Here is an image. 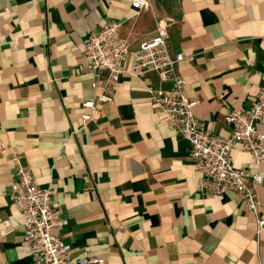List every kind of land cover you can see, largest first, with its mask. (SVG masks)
<instances>
[{"label": "crops", "instance_id": "obj_1", "mask_svg": "<svg viewBox=\"0 0 264 264\" xmlns=\"http://www.w3.org/2000/svg\"><path fill=\"white\" fill-rule=\"evenodd\" d=\"M160 19L170 20V50L186 56L179 69L195 113L228 136L227 113L248 107L264 85V0H151L139 14L131 0H0V264H34L24 214L8 196L13 152L62 207L73 259L264 264L253 212L233 190H198L202 173L187 140L141 78L123 74L116 100L83 124L81 102L98 93L84 56L88 33L122 21L134 50ZM146 76L171 86L156 72ZM233 161L263 175L256 190L264 216V162L240 146Z\"/></svg>", "mask_w": 264, "mask_h": 264}, {"label": "built area", "instance_id": "obj_2", "mask_svg": "<svg viewBox=\"0 0 264 264\" xmlns=\"http://www.w3.org/2000/svg\"><path fill=\"white\" fill-rule=\"evenodd\" d=\"M151 0H131L135 14L149 7ZM170 20H158L155 33L130 49V33L120 35L122 21L110 20L100 29L92 30L85 40L84 56L94 76L91 86L98 89L93 98L81 102L89 111L82 112L83 124L94 119L105 103L116 100L123 74L141 78L157 110L189 144V157L201 171L198 190L203 194H222L233 190L237 198L255 216V235L264 241L262 201L256 185L263 181L260 172L236 166L233 153L237 146L253 154L256 162H264V131L258 122L264 119V85L254 95L248 107L232 108L225 116L230 130L228 136L213 132L195 113L197 98L187 90V80L179 69L186 56L182 51L172 52L168 36ZM156 72L161 81L171 82L170 87L155 86L146 76ZM1 147L6 148L2 143ZM15 178L9 183L8 196L24 214L23 242L29 248L34 264H95L100 256H83L73 259L72 246L63 239L62 229L68 223L63 209L51 197V188L41 186L33 170L12 153Z\"/></svg>", "mask_w": 264, "mask_h": 264}]
</instances>
